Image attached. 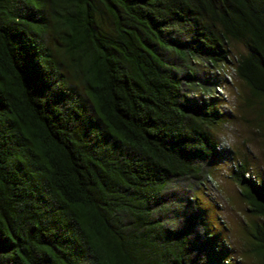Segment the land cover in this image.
Instances as JSON below:
<instances>
[{"label":"trees","instance_id":"trees-1","mask_svg":"<svg viewBox=\"0 0 264 264\" xmlns=\"http://www.w3.org/2000/svg\"><path fill=\"white\" fill-rule=\"evenodd\" d=\"M230 64L264 145V0H0V264L228 254L175 223L166 191L211 179L226 117L212 91ZM248 165L231 173L252 217L243 255L264 264V180Z\"/></svg>","mask_w":264,"mask_h":264},{"label":"rangeland","instance_id":"rangeland-1","mask_svg":"<svg viewBox=\"0 0 264 264\" xmlns=\"http://www.w3.org/2000/svg\"><path fill=\"white\" fill-rule=\"evenodd\" d=\"M240 51H243L242 46L234 47L232 55ZM231 66L228 65L229 77L221 82V88L212 91V97L215 96L218 108L226 117L222 119L223 124L216 132V141L219 142L222 152L210 161L211 179L204 180V184L195 187L193 191L186 189H190V182L181 181L173 184L166 193L171 202L168 204L169 211L175 223L193 233L200 226L208 234H219V243H226L228 254L223 253L222 259L219 258L215 264H224L223 260H229L228 264H256L253 258L248 259L243 255L247 248L244 226L252 217L241 198L238 186L231 179V173L235 163L247 159L250 171L259 180H264V145L259 133L249 123L253 116H248V111L245 114L241 109V98L238 94L240 84L231 71ZM188 198H194L193 209L187 204Z\"/></svg>","mask_w":264,"mask_h":264}]
</instances>
